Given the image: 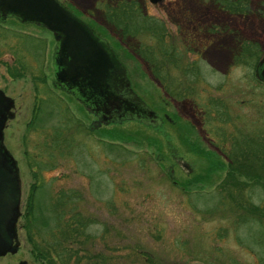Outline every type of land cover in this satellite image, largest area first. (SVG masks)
Returning <instances> with one entry per match:
<instances>
[{
  "label": "rangeland",
  "instance_id": "obj_1",
  "mask_svg": "<svg viewBox=\"0 0 264 264\" xmlns=\"http://www.w3.org/2000/svg\"><path fill=\"white\" fill-rule=\"evenodd\" d=\"M58 1L108 41L160 122L90 129L96 116L51 89V31L0 21L21 185L18 249L0 264H264V0Z\"/></svg>",
  "mask_w": 264,
  "mask_h": 264
},
{
  "label": "water",
  "instance_id": "obj_2",
  "mask_svg": "<svg viewBox=\"0 0 264 264\" xmlns=\"http://www.w3.org/2000/svg\"><path fill=\"white\" fill-rule=\"evenodd\" d=\"M149 1L156 4L161 0ZM6 16L44 26L53 33L57 79L92 111L107 121L127 118L145 124L160 122L156 112L133 93L126 68L108 41L95 35L58 0H0V19ZM257 76L264 81V55ZM8 107V101L0 104V139ZM19 203L17 168L0 144V256L17 251Z\"/></svg>",
  "mask_w": 264,
  "mask_h": 264
},
{
  "label": "flooded vegetation",
  "instance_id": "obj_3",
  "mask_svg": "<svg viewBox=\"0 0 264 264\" xmlns=\"http://www.w3.org/2000/svg\"><path fill=\"white\" fill-rule=\"evenodd\" d=\"M8 18H14L16 19L18 22L22 23V24H34V25H37V26H40L38 24H35V23H28V22H22L20 21L18 18L16 17H13V16H6V17H3V19H0V21H6ZM41 27V26H40ZM52 34V37L54 39V45H53V50H52V54H51V64H52V70H53V76H54V80H52L51 82V89L52 90H59V91H62L64 92L66 95L68 96H71L73 97L87 112L89 113H93L95 116H96V120L94 121V124H91L89 127L90 129H95L96 127H99L100 125L102 124H106L108 123V121L103 117L101 116V114L99 113H96L94 111H92L85 103V101H81L79 100L72 92L68 91L65 86L57 79V76H56V72L57 70L59 69L58 68V65L57 63L55 62V48H56V40L54 38V35L53 33L51 32ZM21 48H22V44H21ZM31 52H35V51H31ZM15 56L14 58V62L15 64L14 65H7V62H3V65L5 66L6 68V73L8 74V76L11 78V79H16L18 77H22V75L20 74L21 70V58ZM16 62H18V64L16 65ZM24 66V65H23ZM259 80V79H258ZM262 84H264V81L263 80H259ZM38 89V88H37ZM48 86H46V91L48 92H45L44 96L42 95V97H39L38 98V101L37 103L34 105V106H38L37 108L34 107V112H33V117L30 122V124H37L36 122V119L37 117L39 116V114H41V110H42V105H43V102L44 101H48V100H51L50 99V96H53L54 95V92L51 90ZM61 100V99H60ZM6 101L9 102V107L7 109V114H6V120H5V123H4V126H3V129H2V134H1V139H0V144L2 145V147L12 156L14 162H15V165H16V168H17V175H18V180H19V185H20V179H19V169H18V164H17V160L16 158L14 157V155L10 152V150L6 147L5 145V133H4V130L6 129L7 127V122L8 120L12 119L15 117V100L13 97H11L10 95H8L6 93V91L0 87V104H3V103H6ZM59 103V102H58ZM61 104L62 103V100L60 101ZM59 103V104H60ZM65 104V102H64ZM66 105V104H65ZM114 112H115V109H113ZM2 111V110H1ZM66 111L68 112V108L66 109ZM70 112V111H69ZM71 113V112H70ZM124 119H127V118H124ZM122 120V119H121ZM133 120V119H132ZM110 121H114V120H110ZM68 198V197H66ZM20 199H21V185H20ZM18 249V248H17ZM21 262H24V264H26V261H21Z\"/></svg>",
  "mask_w": 264,
  "mask_h": 264
},
{
  "label": "trees",
  "instance_id": "obj_4",
  "mask_svg": "<svg viewBox=\"0 0 264 264\" xmlns=\"http://www.w3.org/2000/svg\"><path fill=\"white\" fill-rule=\"evenodd\" d=\"M119 137L122 138L120 135H119ZM77 223H79V222L77 221ZM53 260L54 259H50V263L49 264H55V262H53Z\"/></svg>",
  "mask_w": 264,
  "mask_h": 264
}]
</instances>
